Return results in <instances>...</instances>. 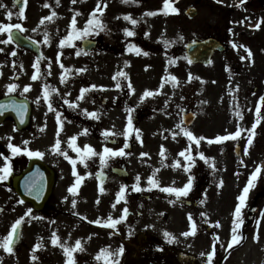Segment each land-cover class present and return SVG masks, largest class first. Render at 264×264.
I'll return each mask as SVG.
<instances>
[{
  "label": "rangeland",
  "instance_id": "obj_1",
  "mask_svg": "<svg viewBox=\"0 0 264 264\" xmlns=\"http://www.w3.org/2000/svg\"><path fill=\"white\" fill-rule=\"evenodd\" d=\"M194 1L176 0L174 7L178 11L164 15L159 13L163 0H145L140 6L125 0H76L75 3L72 0H59V3L57 0H26L24 15L20 16L13 0H0V25L20 24V30L40 45L42 53L37 70L35 54L9 41L8 32H0V52L5 56L0 57V96L12 93L8 86L15 84L17 87L12 91L27 96L33 105L32 122L27 132L15 137L11 120L0 125V140L3 139L5 145L4 151H0V170L7 163L2 153L11 155L13 150L9 144H12L20 148L25 146V155L28 154L27 150L40 152L38 156L57 172L53 196L47 208L40 212L25 202H19L21 200L12 184H8L9 175L7 179L0 180V241L11 231V225L24 216L28 209H32L23 221L25 224L18 247L11 253L0 248V264H51L52 258L61 261L63 255L58 258L62 252L61 241L66 246L74 247L79 240L83 246L88 241V235L95 236L89 240L94 241L91 250L98 256L104 250V236L109 235L107 227L110 226L93 221L107 220L109 216L119 222L123 220L120 218L124 216V206L116 204L119 201L109 200L108 193L115 194L117 198L122 187H136L140 170H143L144 193L154 186L152 180L163 189L187 185V182L179 181L173 166L192 165L191 161L186 160L189 148L206 147L204 144L209 141L208 137L219 135L220 126L209 125L212 120L207 113L210 110L206 112L205 108L222 112L223 93L227 92L231 98L236 89V72L228 66V56L216 54L208 66L190 64L185 57L183 48L187 41L221 32L218 14L222 4H228L222 0H203L198 16L188 20L184 9ZM98 4L103 12L96 13V17L103 21L105 27L92 31L90 35L102 32L98 35L102 37L104 45L100 51L83 52L80 41L90 35L72 40H66L65 37L89 27L87 22L93 19L91 14ZM9 12L12 13L11 17L8 16ZM149 12L156 14L147 15ZM45 17L50 19L45 20ZM73 18L76 20L75 26L72 25ZM132 19L137 23L133 24ZM125 29L133 31L135 35L128 36ZM4 40L8 46L2 43ZM129 45L134 46L132 50H129ZM34 75L37 76L35 80L32 79ZM172 77L176 80L173 81ZM44 82L56 87L58 100L44 97ZM117 83L121 85L120 88L116 87ZM25 88L28 90L25 91ZM83 89L87 91L82 92ZM145 91L154 94L144 97ZM102 99H106V104H102ZM61 105L71 108L74 122L69 121L66 113L62 114ZM186 108L197 113L194 124L187 128L181 119V113ZM57 113L60 114L59 121ZM90 113L97 115L92 116ZM129 114L132 116L133 129L135 126L133 132L128 128ZM94 120H97V126L93 124ZM185 130L193 133L199 143L190 140L184 134ZM101 131L118 142L114 145L108 143L99 136ZM73 136L76 137L75 141L71 140ZM135 139L139 145L128 150V178L112 176L113 183L117 182L118 186L108 184L102 187L103 191L96 180L78 189L83 176L95 175L98 167L105 165L107 160L114 165L119 158L118 155L105 153V148H123L125 151L124 142L128 146ZM57 140L60 141L58 149L55 147ZM185 150H188L186 155L181 156L180 153ZM211 150V153H207L203 148V163L198 162L199 166L203 164V190L206 192L203 203L205 256L214 249L218 253L224 250L221 248L222 243L216 242L215 184L205 187L207 172L219 168L223 161L222 150L220 146ZM144 153L147 155H142ZM90 161L95 162V168L89 166ZM206 163L210 168L206 167ZM14 171L18 173V170ZM74 186L75 191H72ZM168 204L164 199H152L150 203L144 201L142 209L144 223L158 225L161 234L164 233L162 215L171 212ZM176 212L177 209L173 217H180V213ZM84 222L92 225L91 232L82 224ZM54 236L59 241L56 244L52 243ZM38 243L43 246L36 248ZM114 247L111 249H120L117 243ZM33 256L37 259L34 260ZM227 264H264V259L252 261L245 258L242 251L233 254Z\"/></svg>",
  "mask_w": 264,
  "mask_h": 264
},
{
  "label": "flooded vegetation",
  "instance_id": "obj_2",
  "mask_svg": "<svg viewBox=\"0 0 264 264\" xmlns=\"http://www.w3.org/2000/svg\"><path fill=\"white\" fill-rule=\"evenodd\" d=\"M201 1L203 2V0ZM172 2L174 3L175 0ZM242 7H249V9L226 11L222 6V10L218 14L221 32L219 31L217 37L225 44V50L217 54L228 56V66L236 72L234 77L236 89H234L231 98L227 92L223 93L224 98L220 109L222 112L205 108L206 112L210 110L207 113L208 118L212 120L209 125L211 127L213 125L220 126L219 136H228L236 131H240L241 134L236 139L230 138L224 141H216V136L208 137L209 141L204 144L206 147L198 148L196 146L192 153H188L193 157L190 168L183 169L180 166H173L179 181L187 182V184L191 181V188L187 195L177 196L174 192H167L164 196L162 188L157 186H153L151 190L144 193L143 170L137 173L139 179H137L136 187H126L124 198L120 199L119 203L116 202L118 200L114 197L115 194L108 193L109 200L127 209V212H124L123 220H120L115 227H108L110 233L104 236L106 238L104 239V249L112 253H119L114 257L116 264H209L208 257L203 256V203L206 192L203 190V164L199 166L198 162L203 163L201 157L203 148L207 153H211V149L218 146L221 147L223 161L219 168L207 172L205 186L207 188L215 184L217 239L224 248L216 264H220L223 258L221 264H227L230 256L242 251H244V257L252 261L264 259V167L261 168V172L254 182V186L249 190L241 209L242 224L237 228L235 223L237 218L234 210L240 204L238 197L247 185L251 173L258 166H264V102L260 99L264 97V4L261 0H247V4ZM257 24L260 25L258 28ZM99 33L90 35L91 38L97 40V47L93 48L91 52L102 50L104 43L102 37L98 35ZM2 43L7 44L5 40ZM0 57H5L3 52H0ZM45 85H47L46 82H44ZM48 86L49 98L58 100L56 87L53 84ZM12 93L15 95L13 91ZM64 104L70 106L69 103ZM102 104H106V99H102ZM72 109L75 110L73 107ZM257 109H259V122H257ZM60 111L62 114H67L64 115L69 118L70 122L75 121L72 117L74 113L70 107L61 105ZM237 111L242 115H237ZM229 119L233 121L230 122ZM96 121H92L95 126H97ZM215 121L219 124H216ZM101 124L104 123L101 122ZM254 124L256 127L252 138L253 142L248 145L249 132ZM12 126L15 137L20 136L21 132L29 130L17 129L14 122H12ZM3 141V139L0 140L1 151H4ZM125 146L127 148V145ZM132 146H136V141L128 145L129 148ZM246 147L247 153L245 152ZM21 148L25 149V146ZM11 155L13 157L9 160L14 164L16 162L15 168L18 171L25 168L32 158L30 155H24V151ZM93 160L95 161L94 158ZM125 162L126 152L125 155L119 156L114 165L108 163L107 160L105 165L98 167L99 173H105L103 176L106 180L105 184L112 187L118 186L117 182L113 183L112 170L116 166L124 167ZM205 165L210 168L207 163ZM89 166L95 168V162L90 161ZM14 170H11V175L16 173ZM93 178V174L84 176L82 184L89 183ZM179 186L174 187L180 188ZM137 187L141 190H136ZM152 199L155 201L164 199L169 202L168 208L171 212L162 215V219L159 216V219L164 221L161 226L164 230L163 234H161L158 225L144 223L142 211L144 201L150 203ZM175 209H177L176 214L180 213L178 218L173 217ZM164 217L166 218L164 219ZM82 224L91 232L92 225L89 222ZM193 224H195V228H193ZM63 227L67 226L63 225ZM234 229L235 231H233ZM234 235L237 238L236 241H233ZM87 237L88 241L82 246L83 251L73 252L74 264H106L102 252L97 254L100 256L98 259L95 251L91 250L94 241L89 239L95 236L88 235ZM115 243L118 244V248L123 249L122 252H119L120 249H111L115 248ZM225 243H231L229 244L231 247L228 244L224 245ZM63 252L66 254L65 249L62 248V252L58 254V258L63 255L61 259L63 262L52 258L51 264H66L68 258ZM216 258L217 253H214L211 264H215Z\"/></svg>",
  "mask_w": 264,
  "mask_h": 264
},
{
  "label": "snow or ice",
  "instance_id": "obj_3",
  "mask_svg": "<svg viewBox=\"0 0 264 264\" xmlns=\"http://www.w3.org/2000/svg\"><path fill=\"white\" fill-rule=\"evenodd\" d=\"M26 2V0H25ZM73 3L76 2V0H72ZM127 2V0H126ZM244 0H241V4H243ZM57 3H59V0H57ZM168 3H169V0H165V10H167L168 8ZM104 7H106V4L104 5ZM172 11H178L177 9L173 8ZM101 13L103 12V8L100 6V4L97 5L96 9H94L93 13L91 14L93 19H90L88 20L87 24L89 25V27H86L85 29H83L82 31H80L79 33H75V34H71L67 37H65L66 40H72V39H75V38H82L83 35H90L92 33V31H95L96 29H103L105 26L103 25V21L99 18L96 17V13ZM156 13L155 12H149L147 13V15H155ZM12 13L9 12L8 13V16L11 17ZM18 15L20 16H23L24 15V12H23V9H21V11L18 13ZM55 15V13H53V16ZM45 20L46 19H50V17H45L44 18ZM126 19H131V17H126ZM133 24H136L137 21L132 19L131 21ZM41 23H44V20H41ZM76 24V20L75 18H73L72 20V25L75 26ZM94 26V27H93ZM260 25L257 24L256 27L258 28ZM20 29L21 28V25L20 24H2L0 25V32H8L9 33V36H8V40L11 41L12 40V35H11V31L12 29ZM125 32L128 36H133L135 35V33L129 29H125ZM7 42V41H6ZM64 41L62 40L61 41V44H63ZM134 46L132 45H129V50H132ZM139 51V50H138ZM147 54V53H145ZM36 68L37 70H39V58L37 59V63H36ZM117 75H125L124 73H118ZM33 80L37 79V76H33L32 77ZM172 80L175 81L176 78L175 77H172ZM17 87V85L15 84H10L8 86L9 88V91H12L14 90L15 88ZM30 87V86H29ZM93 88L96 87V85H92ZM116 87L117 88H120L121 85L119 83L116 84ZM129 88H131V84L128 85ZM49 86L48 85H45L44 86V97L46 99L49 98ZM28 88H25V91H27ZM84 91H87V89H83L82 92ZM154 93L151 92V91H145V93L143 94L144 97H148V96H151L153 95ZM262 102H264V97H261L260 98ZM72 106V105H70ZM0 107H3L2 105H0ZM51 108V106H49ZM129 113H131V109L129 110ZM90 115L92 116H96L97 114L96 113H90ZM237 115H242L239 111H237ZM257 117H258V121L259 122V109H257ZM98 118V117H97ZM57 120L59 121L60 120V114L57 113ZM183 123V122H182ZM61 126H62V122H61ZM182 126V124H181ZM255 127L256 125L254 124L252 126V130H250L249 132V136H248V145H251L252 142H253V136L255 134L254 130H255ZM128 128L129 129H133V123H132V116L131 114H129L128 116ZM86 131V130H85ZM107 135V133H105ZM184 134L186 136H188V138L190 140H194L196 141V143L198 144L199 143V139L197 137H195L193 135V133H191L190 131H187L185 130ZM240 131H236L235 133H232L228 136H217L215 137V140L216 141H224V140H227V139H236L240 136ZM173 135L175 136V133H173ZM76 137L73 136L71 138L72 141H75ZM27 143V142H25ZM59 143L60 141L57 140L56 141V145L55 147L58 149L59 148ZM9 148H11L13 150V154H17L21 151H25L26 149H22L16 145H12V144H9ZM77 151H79V149H77ZM188 150H185V151H182L180 153L181 156H185L186 155V152ZM248 149L247 147L245 148V152L247 153ZM28 152V155L32 156V155H41L40 152L36 151V152H33L31 150H27ZM104 152L105 153H112V154H115V155H125V152H124V149L121 148L119 150H113V149H109V148H105L104 149ZM142 155H147L146 153L142 154ZM201 157L203 158V153H201ZM187 159L189 161H192L193 160V157L191 155H188L187 156ZM73 164L76 163L75 160L72 161ZM177 163H179V161H177ZM191 167V164L189 165V168ZM264 167V166H258L255 171H253L251 173V177L250 179L248 180L247 182V185L243 188L242 190V194L238 197L239 201H240V204L235 208V216H236V227L238 228L241 224H242V218H241V209L242 207L244 206V203L246 201V198H247V195L249 193V190L254 186V182L257 180L258 178V175L259 173L261 172V168ZM10 167L9 166H5L2 170H0V172H2V174H0V180H5L7 179L8 175L10 174ZM139 179V178H137ZM151 180V178H150ZM151 183L154 185V186H158V184H156V182L154 180L151 181ZM222 183V182H221ZM127 186H124L121 188L120 192L118 193V196H117V200L119 201L120 199H123L124 198V195H125V188ZM191 188V181L188 182V184L184 187V188H176V187H167V188H164L163 190L166 191V192H169V193H176L177 196H180V195H187L188 193V190ZM72 191H75V186L73 187V189H71ZM104 189L101 188V191H103ZM136 190H141L139 187L136 188ZM20 203H23V201H19ZM73 204H75V200L73 201ZM32 212V209H28L27 212L25 213L24 216H21L19 219H17L12 225H11V231L8 233V235L3 239V241H0V248H4L7 252L11 253L13 251V243H14V237L16 236L17 232H18V229L20 228L22 222L24 221L25 219V216H29ZM124 212L126 213L127 212V209H124ZM124 217L122 216L120 219H123ZM85 219H87V217H85ZM119 221L118 220H113L111 216L108 217L107 220H96V221H93V223H96V224H104L105 226H110V227H115L116 224L118 223ZM193 228H195V224H193ZM235 231V229L233 230ZM187 235V233H185ZM167 235V234H166ZM236 236L234 235L233 236V241H236ZM58 238H56L55 236L53 237L52 239V243L53 244H56L58 243ZM42 243H38L36 245V248H40L42 247ZM61 248L65 249V252H66V255L68 256V261L66 262V264H74V259H73V252L76 251V250H80V251H83V247H82V244H81V241L77 240L76 243H75V246L74 247H69V246H66L65 244L61 243L60 244ZM229 247H231V245H229ZM123 249L121 248L119 250V252H122ZM119 253H112V252H109L107 249H104L102 250V255H103V258L105 259V262L106 264H116V260L114 259V257L116 255H118ZM213 255H214V250L213 252H210L208 254V261H209V264H211L212 262V258H213ZM111 257V259H110ZM98 259L100 258V256L98 255L97 257ZM33 259H37L36 256H33Z\"/></svg>",
  "mask_w": 264,
  "mask_h": 264
},
{
  "label": "water",
  "instance_id": "obj_4",
  "mask_svg": "<svg viewBox=\"0 0 264 264\" xmlns=\"http://www.w3.org/2000/svg\"><path fill=\"white\" fill-rule=\"evenodd\" d=\"M16 5L19 9L23 8L24 0H16ZM264 2V0H263ZM189 18H193L197 14L196 7H189L185 10ZM12 37L14 40L38 52L37 45L27 40L17 31H13ZM95 44L92 40H84L82 47L84 50L90 49ZM186 54L189 60L193 63L208 64L215 50H222L221 43L215 38L209 37L205 39H197L190 41L186 47ZM0 123L8 116L12 115L19 128H25L30 120V106L26 100H17L13 97L0 99ZM194 119L191 113L183 115L185 124H190ZM122 174V170H117ZM55 183V173L53 170L41 160L35 158L30 160L28 167L21 174L13 178V187L18 195L33 205L37 210L43 209L52 194V189ZM20 228L14 237V247L20 239Z\"/></svg>",
  "mask_w": 264,
  "mask_h": 264
}]
</instances>
